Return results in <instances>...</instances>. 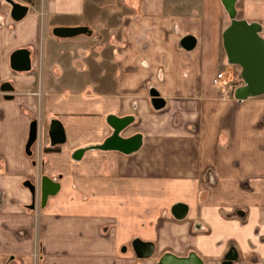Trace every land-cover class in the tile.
<instances>
[{
    "label": "crops",
    "instance_id": "crops-1",
    "mask_svg": "<svg viewBox=\"0 0 264 264\" xmlns=\"http://www.w3.org/2000/svg\"><path fill=\"white\" fill-rule=\"evenodd\" d=\"M236 11L264 39V0ZM231 22L221 0H0V264H264V96L235 98Z\"/></svg>",
    "mask_w": 264,
    "mask_h": 264
},
{
    "label": "water",
    "instance_id": "water-1",
    "mask_svg": "<svg viewBox=\"0 0 264 264\" xmlns=\"http://www.w3.org/2000/svg\"><path fill=\"white\" fill-rule=\"evenodd\" d=\"M232 22L223 34V46L230 64L240 67L241 80L244 85L235 91V98L246 100L248 98L264 96V39L260 35L261 26L257 23H249L245 20L237 19L236 4L238 0H221ZM86 29L79 30H59L57 35L60 37H72L77 34L87 33ZM187 42V40H186ZM11 67L16 71H29L31 62L29 53L26 50H19L12 56ZM4 91L8 92L11 87L5 85ZM118 131L115 132L110 146L117 147ZM38 129L37 122L31 126L30 138L27 145L29 150L37 141ZM51 144L62 145L65 142V134L62 125L58 121H53L49 129ZM109 146L106 144L103 149ZM30 190L35 194V187L28 183ZM60 185L53 182L48 177L41 180V203L46 206L50 197L58 194ZM178 218L184 216L185 207L179 206ZM133 250L139 259H149L153 256L155 247L152 243H144L136 240L133 243ZM237 259L236 252L230 251L224 264H232ZM160 264H202L196 255H191L187 259L176 258L172 255L164 256Z\"/></svg>",
    "mask_w": 264,
    "mask_h": 264
},
{
    "label": "built area",
    "instance_id": "built-area-1",
    "mask_svg": "<svg viewBox=\"0 0 264 264\" xmlns=\"http://www.w3.org/2000/svg\"><path fill=\"white\" fill-rule=\"evenodd\" d=\"M222 80H223V74L220 73V74H218V75L216 76V78L213 80V84H214L215 86L218 87V86H220Z\"/></svg>",
    "mask_w": 264,
    "mask_h": 264
},
{
    "label": "rangeland",
    "instance_id": "rangeland-1",
    "mask_svg": "<svg viewBox=\"0 0 264 264\" xmlns=\"http://www.w3.org/2000/svg\"><path fill=\"white\" fill-rule=\"evenodd\" d=\"M238 79H239V77H238Z\"/></svg>",
    "mask_w": 264,
    "mask_h": 264
}]
</instances>
